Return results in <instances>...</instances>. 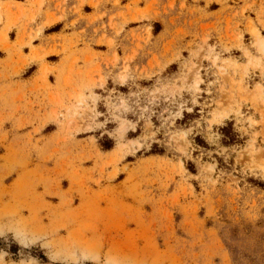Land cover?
<instances>
[{
  "label": "rangeland",
  "instance_id": "1",
  "mask_svg": "<svg viewBox=\"0 0 264 264\" xmlns=\"http://www.w3.org/2000/svg\"><path fill=\"white\" fill-rule=\"evenodd\" d=\"M25 1L0 0V264H264V0H207L191 36L175 0Z\"/></svg>",
  "mask_w": 264,
  "mask_h": 264
},
{
  "label": "crops",
  "instance_id": "2",
  "mask_svg": "<svg viewBox=\"0 0 264 264\" xmlns=\"http://www.w3.org/2000/svg\"><path fill=\"white\" fill-rule=\"evenodd\" d=\"M6 2L7 0H1ZM40 1V0H38ZM60 2H66V6H67V10H71L73 7H76V10L78 11V13L81 15V18H85L86 19H93L95 17H102L101 21L103 23L108 24L110 21V18L113 16H118L121 13H127L128 10V6L132 7V3L131 0H118L119 5H116L115 2L116 0H99L101 2V4L99 5L98 8H95L94 6H92L90 4L91 0L87 1L85 4H80L79 0H59ZM172 0H158V7L160 9V11L164 12L165 8L168 9V6L170 4ZM184 1L186 8L193 10V8L195 7H200V8H204L206 10L207 15L201 16V15H191L190 13L187 12V10L185 11H181V4ZM244 1V0H242ZM249 2L246 4H243V2H237L235 0H229L228 2V6L235 8V9H242L243 7H245L247 4L251 5V0H248ZM15 2L20 3V4H26L25 0H15ZM148 2L150 4V2H152V0H147V1H142L141 3V7H143L145 5V3ZM237 3L238 6L232 5V3ZM259 4V1H258ZM56 3L50 4L49 6V1L45 0V6L44 9H47L48 7H51L52 9L55 8ZM156 6V8H158ZM175 6L176 9L173 12L174 13V17L176 18L175 22L177 24V28H181V29H186L187 33L186 36H191L193 35L194 30H199V27L197 26V24L199 26L207 25V24H212L215 23L217 21V17L222 14V10L221 8H214V6H217V3L215 2H208L207 0H175ZM35 8H37V6H35ZM208 9V10H207ZM74 11L72 10L73 14ZM229 13V12H227ZM253 13V14H252ZM78 14V15H79ZM104 14L105 17L103 16ZM225 14H223L224 16ZM253 15V16H252ZM256 15V14H255ZM72 16V15H71ZM245 17H250L255 24L257 23V18L256 16L254 17V12L252 10H247L245 13ZM74 18V16H72L70 19L72 20ZM79 18V16L77 17ZM100 19V18H99ZM98 19V20H99ZM117 21H121V19L119 18ZM194 23V26H191V23ZM226 22V20L224 21ZM225 25V24H224ZM257 25V24H256ZM225 27V26H223Z\"/></svg>",
  "mask_w": 264,
  "mask_h": 264
}]
</instances>
